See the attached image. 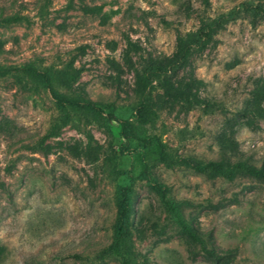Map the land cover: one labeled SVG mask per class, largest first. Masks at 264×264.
<instances>
[{
	"label": "rangeland",
	"instance_id": "1",
	"mask_svg": "<svg viewBox=\"0 0 264 264\" xmlns=\"http://www.w3.org/2000/svg\"><path fill=\"white\" fill-rule=\"evenodd\" d=\"M24 65L101 111L0 75V264H121L123 194L131 264H215L162 191L220 264H264V178L173 162L264 166V0H0V68Z\"/></svg>",
	"mask_w": 264,
	"mask_h": 264
},
{
	"label": "trees",
	"instance_id": "2",
	"mask_svg": "<svg viewBox=\"0 0 264 264\" xmlns=\"http://www.w3.org/2000/svg\"><path fill=\"white\" fill-rule=\"evenodd\" d=\"M206 1V0H204ZM12 71H23L27 72L29 74H32L34 76H37L41 78V80L44 82L45 86L49 89L52 97L54 98L55 102L60 105H71V106H82L90 109H94L97 111H101L100 108H98L91 100H76V99H65L57 95L51 85L50 76L46 71H42L37 69L36 67L32 65H24L17 68H0V75L8 74ZM66 72H63L61 74V77H66ZM139 112L140 117L144 120V117L146 115V107L143 104L139 106L137 109ZM109 117L121 122L122 124V133L123 135L127 136L128 134V127H129V120L128 119H119L116 116H113L112 114H109ZM152 138L148 137L146 139H143V141L149 143L151 142ZM163 160L165 158L163 157ZM173 162H179V163H185L188 165H191L195 170L197 171H205L209 170L211 172L217 173L227 179L233 178L234 174L236 173L237 168H241L244 171H246L248 174L258 177V178H264V166L261 167H255L253 165H246L241 162H236L235 164L231 166H225L222 162H216V161H209L206 162L204 165L200 166L198 164L192 163L189 160L185 158H181L178 160H175ZM161 199L163 204L165 205L166 209L171 212L174 217L177 219L179 224L183 227V229L186 231V233L196 242L199 243L202 251L206 254V256L212 260L215 264H220V257L214 254L213 251L209 250L205 246V241L203 238L198 236L182 219L180 214L177 212L175 205L166 198V194L164 191L161 192ZM118 216H117V226H116V240L113 247V252L120 258L121 264H131L130 261L122 254L120 250V242L124 239L126 236V221H127V215H128V206L126 203L125 194H123V197L118 203Z\"/></svg>",
	"mask_w": 264,
	"mask_h": 264
}]
</instances>
